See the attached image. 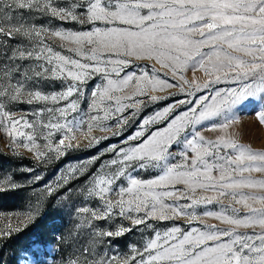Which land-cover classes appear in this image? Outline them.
Listing matches in <instances>:
<instances>
[{"label":"snow or ice","instance_id":"1","mask_svg":"<svg viewBox=\"0 0 264 264\" xmlns=\"http://www.w3.org/2000/svg\"><path fill=\"white\" fill-rule=\"evenodd\" d=\"M34 5L38 11H46L62 21L82 25L119 23L125 27L37 30L35 26L15 22V9L31 10ZM77 8L83 11L78 13ZM45 34L75 45L68 49L74 55L54 50L45 43ZM16 35L29 39L30 50L10 48L7 42L0 44V57L12 62L6 75L13 66L19 71L15 65L17 60L35 59L42 63L30 73L36 77L50 74L66 83L62 91L52 94L27 89L28 74L25 82L0 84V132L10 139L13 155H19L16 149L22 148L38 162L50 158L52 153L63 156L66 149L79 147L81 138L90 144L107 139L91 133L96 129L111 131V126L106 124L109 120L116 121V128L127 124L129 117L124 113L128 109L139 111L144 104L135 97L145 96L156 102L162 99L156 92L177 87L161 78L155 67L126 72L134 60L158 64L165 75L179 77L182 81L179 90H188L189 94H194L193 88L202 91L212 85H232L217 88L211 98L200 97L195 106L175 116L163 129L152 132L127 150L119 149L116 152L119 159L110 160L105 166L108 171L94 175L84 190L89 197L99 198L102 206L75 209L78 214H90L91 219L86 221L89 225L92 219L104 220L115 214L114 209H119L118 214L135 226L150 219L166 221L184 217L191 224L210 217L230 227L205 224L204 230L182 231L174 226L163 233L157 231L142 249L133 247L130 259L125 257L119 261L115 256L107 258L96 252L97 240H93V246L81 253L89 256L83 260L72 259L68 264H264V178L255 175L264 177V148L256 149L242 142L245 133L235 127L240 120L235 114L237 105L251 98L264 101V0H80L71 6L56 5L52 0L43 3L41 0H11V3L0 0V37L11 40ZM188 69L193 73L202 71L203 84L195 76L191 82L185 79L182 73ZM96 76L101 77L102 83L93 87L87 110L82 111L78 101L85 96L87 83ZM130 87L134 90L128 94L126 90ZM25 95L28 104L64 103L59 107L41 108L32 114L34 119H29L9 107L11 103L24 102ZM173 110L174 106L169 105L163 115L166 117ZM43 113L48 114L46 118ZM161 115L157 113L144 119L139 130L128 139L139 140ZM256 115L259 124L264 126V107ZM209 120H219L211 128L220 133L215 139L206 138L196 129ZM56 133L60 134L58 140L52 139ZM41 139L45 141L43 144L38 143ZM179 145H183L179 153L182 162L172 163L175 158L172 149ZM137 162L140 168H159L161 174L149 180L126 176L127 169ZM76 171L70 170L72 174ZM123 177L127 178V186L118 184ZM34 179L39 180L40 176ZM64 179L67 183V178ZM5 185L16 187L11 177L0 180V191ZM177 185L185 188L178 189ZM198 190L215 195L198 194ZM52 192L53 188L49 187L48 193ZM180 200L190 203L180 204ZM213 203L221 205L219 211L196 213L198 205ZM257 227L261 231H255ZM241 228L253 231L251 234L240 232ZM128 231L131 229L120 226L115 232L95 235L119 237Z\"/></svg>","mask_w":264,"mask_h":264},{"label":"rangeland","instance_id":"2","mask_svg":"<svg viewBox=\"0 0 264 264\" xmlns=\"http://www.w3.org/2000/svg\"><path fill=\"white\" fill-rule=\"evenodd\" d=\"M11 3V0H8ZM44 0H41L43 3ZM56 5L71 6L74 3H80V0H52ZM78 13L83 9H75ZM15 22H23L25 25L31 27L35 26L37 30L41 28L60 30V31H82L88 30L91 27H125L119 23L114 25H105L102 22H97L95 25L80 24L71 20H59L53 17L46 11H38L34 5L29 9H15L13 11ZM45 43L52 46L54 50L60 51L64 55H74L68 52L69 48H74L75 45L67 41H61L57 37H52L49 34L44 35ZM7 42L10 48H29L30 41L27 37L16 35L9 40L7 37H0V44ZM38 63L35 59L17 60L15 65L19 66V71L13 66L12 71L6 75L8 67L12 62L3 61L0 57V84L11 82H25V74L28 78L25 84L27 89L33 91L39 90L45 94H52L62 91L66 87L64 80L54 78L50 74L46 77H36L34 73H30L31 69H35ZM153 67L157 69L158 75L161 78L168 80L169 83L177 85V87L167 88L164 91H158L155 94L162 97V99L151 102L148 97L137 96L136 100H143L144 104L140 110L128 109L124 115L129 117L128 123L122 128H116L115 120L106 121V124L111 126V131H101L96 129L92 136L99 138L108 137L107 139H100L99 143H89L87 139H80V146L65 150L63 156L55 153L50 154V158L45 161L38 162L34 156L25 149H16L19 155H13L10 150V139L5 133L0 132V180H6L7 177L12 178V183L16 185L15 188L4 186L3 191L12 190L17 192L20 199L14 203V206L9 209H0V233H8L7 235H0V240L8 238L12 234L14 238L20 236L16 248V263L17 264H68L72 259L79 258L83 260L89 253H84V248L93 246V240H97L94 245L96 252H100L107 258L115 256L117 260L125 257L129 258L133 255V247L141 248L151 238L155 236L157 231L163 233L171 227L178 226L182 231H189L191 228H200L204 230V225H216L218 228H227L228 225L222 224L220 221L203 217L200 222H193L189 224L184 217H176L166 221L157 219L146 220L145 224L135 226L131 221L125 217H121L119 209H114L112 217L104 220H91V225L86 221L91 219L90 214H78L75 209L86 206L90 209H97L102 206L101 201L97 197H89L84 191L86 187L91 184L94 175L108 171L105 167L112 159H119L116 152L123 148L127 150L130 146L142 142L152 132L163 129L167 123L175 118V116L187 111L188 108L195 106L199 98L202 96H211L215 93L217 88H226L232 85L219 84L212 85L208 89L191 91L194 94H189V91H180L179 85L182 81L179 77H173L171 73L165 75V70L161 69L158 64H154L150 60H134L133 66L125 71L139 72L140 68L151 70ZM124 73H121L123 75ZM183 77L191 82L195 76L196 79L203 84L205 79L202 71L193 73L188 69L182 73ZM115 78V77H113ZM102 83L100 76L94 77L85 86V96L79 99L82 111L87 110V105L90 99V93L96 84ZM186 88V86H185ZM131 87L126 90L131 94ZM123 95V93H120ZM75 98V97H74ZM22 103H11L9 107L16 111L17 114H25L29 119H34L33 113L39 111L41 108L59 107L63 105H54L51 101L48 102H33L28 104L27 97L23 98ZM184 101V103H177ZM191 102V103H190ZM169 105L174 106V110L163 115ZM264 107V101L259 98H251L236 106L235 114L240 117L239 123L235 125L236 128L245 133L242 142L250 143L256 149L264 148V126L260 125L256 113L260 108ZM135 113L134 115H130ZM157 113L162 115L152 123L146 130L143 137L139 140H129L128 137L135 134L139 130L140 123L147 118L155 116ZM47 113H43V117H47ZM72 115H78L76 113ZM72 117L69 116V119ZM219 123V120L204 121L202 124L196 126V129L201 132L208 139H215L220 133L211 130L212 125ZM192 130L189 129V132ZM60 134L56 133L52 137L58 140ZM44 140H39L38 143L43 144ZM14 147V146H12ZM183 150V145L174 146L172 151L175 158L172 163L182 162V157L179 153ZM4 156V157H3ZM115 167V166H114ZM31 169L32 171H28ZM76 169V173L72 174L70 170ZM161 174L159 168L148 166L140 168L138 162L134 167L127 169V175H131L138 179L149 180L158 177ZM215 175V173H214ZM257 178L260 174H255ZM35 176H40L39 180H35ZM67 178V183L65 179ZM127 178L123 177L118 182L127 186ZM53 188L51 194L48 193V188ZM115 187V186H114ZM176 188L184 189V185H177ZM198 194L215 195L209 191L207 193L198 190ZM113 198L114 197V194ZM168 203H173L168 200ZM180 204L190 203L188 200L178 201ZM228 201L225 200V205ZM221 205L200 204L195 208L197 214H202L206 211H219ZM239 207V206H237ZM192 211V209H189ZM243 215V209H241ZM30 216V219L25 217ZM23 221V222H21ZM11 225V227H9ZM120 226L130 228L131 231L116 237H99L96 232L117 231ZM240 232H247L251 234L252 229H239ZM255 231L259 232L261 229L257 227ZM94 255V253H92ZM139 259V257H137Z\"/></svg>","mask_w":264,"mask_h":264},{"label":"trees","instance_id":"3","mask_svg":"<svg viewBox=\"0 0 264 264\" xmlns=\"http://www.w3.org/2000/svg\"><path fill=\"white\" fill-rule=\"evenodd\" d=\"M2 153L0 152V155ZM4 157V156H3ZM2 159V156H0ZM20 199L17 192L12 190H6L0 192V209H9L14 206V203ZM20 236L14 238L12 234L8 238L0 240V264H17L16 263V253L17 244L19 242Z\"/></svg>","mask_w":264,"mask_h":264}]
</instances>
